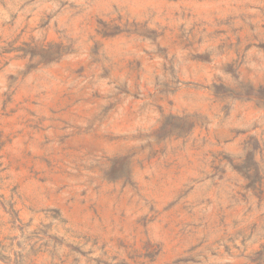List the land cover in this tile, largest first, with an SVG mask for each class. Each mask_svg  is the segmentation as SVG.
Returning a JSON list of instances; mask_svg holds the SVG:
<instances>
[{
    "label": "rangeland",
    "instance_id": "rangeland-1",
    "mask_svg": "<svg viewBox=\"0 0 264 264\" xmlns=\"http://www.w3.org/2000/svg\"><path fill=\"white\" fill-rule=\"evenodd\" d=\"M0 264H264V0H0Z\"/></svg>",
    "mask_w": 264,
    "mask_h": 264
}]
</instances>
